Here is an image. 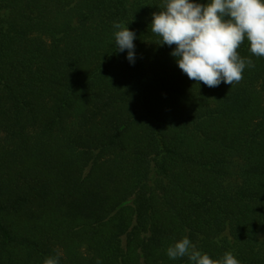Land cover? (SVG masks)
Returning a JSON list of instances; mask_svg holds the SVG:
<instances>
[{
	"label": "trees",
	"instance_id": "1",
	"mask_svg": "<svg viewBox=\"0 0 264 264\" xmlns=\"http://www.w3.org/2000/svg\"><path fill=\"white\" fill-rule=\"evenodd\" d=\"M160 3L0 0V264H190L184 236L264 264V58L245 40L240 83L196 84Z\"/></svg>",
	"mask_w": 264,
	"mask_h": 264
},
{
	"label": "clouds",
	"instance_id": "2",
	"mask_svg": "<svg viewBox=\"0 0 264 264\" xmlns=\"http://www.w3.org/2000/svg\"><path fill=\"white\" fill-rule=\"evenodd\" d=\"M150 27L158 45L175 46L170 55L182 73L210 88L221 83L232 87L242 81L245 69L255 67L237 52L245 40L252 55L264 58V0H161ZM114 28L116 49L127 50V59L134 63L136 33L122 23H114ZM166 254L170 259L187 257L190 264H241L231 251L213 259L187 236L170 244ZM61 255L57 250L43 264H60Z\"/></svg>",
	"mask_w": 264,
	"mask_h": 264
}]
</instances>
